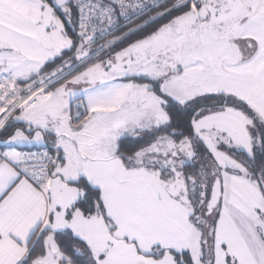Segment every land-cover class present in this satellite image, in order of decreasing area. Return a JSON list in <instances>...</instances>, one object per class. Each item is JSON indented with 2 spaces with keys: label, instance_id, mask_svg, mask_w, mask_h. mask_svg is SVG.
I'll return each mask as SVG.
<instances>
[{
  "label": "snow or ice",
  "instance_id": "6c2138e0",
  "mask_svg": "<svg viewBox=\"0 0 264 264\" xmlns=\"http://www.w3.org/2000/svg\"><path fill=\"white\" fill-rule=\"evenodd\" d=\"M0 264H264V0H0Z\"/></svg>",
  "mask_w": 264,
  "mask_h": 264
}]
</instances>
